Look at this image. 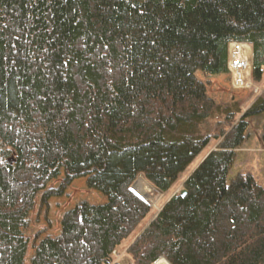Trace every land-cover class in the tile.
<instances>
[{
    "label": "trees",
    "instance_id": "trees-1",
    "mask_svg": "<svg viewBox=\"0 0 264 264\" xmlns=\"http://www.w3.org/2000/svg\"><path fill=\"white\" fill-rule=\"evenodd\" d=\"M231 44L251 47L261 81L264 0H0V264H26L38 196L80 179L106 202L67 212L30 264H115L152 212L133 184L168 194L212 139L187 196L131 243L132 264H264V188L228 183L264 97L237 122L198 78L228 75Z\"/></svg>",
    "mask_w": 264,
    "mask_h": 264
},
{
    "label": "rangeland",
    "instance_id": "rangeland-1",
    "mask_svg": "<svg viewBox=\"0 0 264 264\" xmlns=\"http://www.w3.org/2000/svg\"><path fill=\"white\" fill-rule=\"evenodd\" d=\"M247 46V45H243ZM249 47V46H248ZM251 49V47H249ZM244 52V51H243ZM252 53V52H251ZM251 54V64L253 62ZM198 78L208 85V94L218 105L235 104L240 110L241 114L237 117V122L243 118V116L250 110L253 104L260 98L264 97V76L261 81L256 82L252 75L251 65V77L250 80L252 87L250 89H237L233 86L230 75L220 76L211 81H207L203 78L202 74H198ZM220 121L219 118H215L210 123L214 133L219 129H225L228 135L231 132V128L222 126L216 128L215 125ZM249 123V129L246 135V141L243 146L236 151V160L234 166L230 172L228 183H231L237 176H250L264 188V114L258 117L250 118L247 120ZM222 140L212 139L208 148L197 158L193 166L181 176L176 186L168 193L162 194L156 190L151 184H149L142 176L132 186V191L138 195L135 191V185L140 180V184L144 181L157 191L155 195L156 204H152V200L146 201L152 212L146 221L142 224L140 229L135 235L127 240L118 250L115 252L113 258L115 264H132L128 249L135 238L142 232V230L153 221L165 204L174 196L180 194L184 190V184L186 180L193 174V172L203 163L211 152L217 151ZM144 180V181H142ZM65 182V177L62 175L58 180L52 182L47 191H59L62 189ZM43 194L38 196L37 203L34 211L31 214V228L26 234L27 239L30 241V249L27 256L26 264H30V258L33 255V247L35 244L46 237L56 238L61 233V221L64 215L74 209L81 202H88L92 205H100L106 202V199L102 194L96 191H92L87 187V180L80 179L72 183L70 186H66L64 193L61 197H53L47 202L43 203Z\"/></svg>",
    "mask_w": 264,
    "mask_h": 264
},
{
    "label": "built area",
    "instance_id": "built-area-1",
    "mask_svg": "<svg viewBox=\"0 0 264 264\" xmlns=\"http://www.w3.org/2000/svg\"><path fill=\"white\" fill-rule=\"evenodd\" d=\"M244 47L240 44H231L229 48L228 75L232 79L233 86L237 89H250L252 87L251 65L245 59Z\"/></svg>",
    "mask_w": 264,
    "mask_h": 264
},
{
    "label": "bare ground",
    "instance_id": "bare-ground-1",
    "mask_svg": "<svg viewBox=\"0 0 264 264\" xmlns=\"http://www.w3.org/2000/svg\"><path fill=\"white\" fill-rule=\"evenodd\" d=\"M241 49H243L244 53H245V59L248 63V65H251V49L248 46H244ZM144 181V180H142ZM140 180L136 183V187H135V191L136 193L142 197L143 199L145 198V201L148 200H152V204L155 205L156 204V200H155V195L157 193L156 190H154L150 185H148L145 181L140 184L139 183ZM157 264V263H156Z\"/></svg>",
    "mask_w": 264,
    "mask_h": 264
},
{
    "label": "water",
    "instance_id": "water-1",
    "mask_svg": "<svg viewBox=\"0 0 264 264\" xmlns=\"http://www.w3.org/2000/svg\"><path fill=\"white\" fill-rule=\"evenodd\" d=\"M138 197H140L139 195H137ZM180 196L181 197H186L187 196V191H185V190H183L181 193H180ZM144 202H146L145 201V198L143 199L142 197H140ZM147 203V202H146ZM148 204V203H147ZM149 205V204H148Z\"/></svg>",
    "mask_w": 264,
    "mask_h": 264
},
{
    "label": "crops",
    "instance_id": "crops-1",
    "mask_svg": "<svg viewBox=\"0 0 264 264\" xmlns=\"http://www.w3.org/2000/svg\"><path fill=\"white\" fill-rule=\"evenodd\" d=\"M251 52H252V49H251Z\"/></svg>",
    "mask_w": 264,
    "mask_h": 264
}]
</instances>
